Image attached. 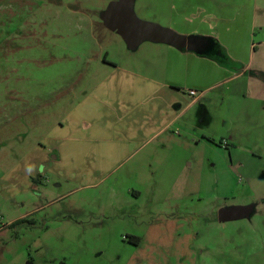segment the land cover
<instances>
[{
    "label": "rangeland",
    "instance_id": "obj_1",
    "mask_svg": "<svg viewBox=\"0 0 264 264\" xmlns=\"http://www.w3.org/2000/svg\"><path fill=\"white\" fill-rule=\"evenodd\" d=\"M110 2L0 0V264H264V0L232 25L215 0H194L186 21L178 0H134L140 21L177 33L214 12L205 23L230 45L233 79L185 113L189 133L174 130L162 154L146 148L99 178L51 139L103 59L136 54L102 27ZM250 204V219L219 222Z\"/></svg>",
    "mask_w": 264,
    "mask_h": 264
},
{
    "label": "crops",
    "instance_id": "obj_2",
    "mask_svg": "<svg viewBox=\"0 0 264 264\" xmlns=\"http://www.w3.org/2000/svg\"><path fill=\"white\" fill-rule=\"evenodd\" d=\"M178 3L180 18L185 21L191 18L187 10L198 5L194 0H178ZM219 3L232 13L231 17L225 18L228 12L224 11L221 24L232 25L233 14L248 12L249 0H222ZM214 11H217L216 7ZM197 13L201 14L200 11ZM203 13L201 19L195 18L197 22L192 30H183L188 26L181 19L178 21L181 29L177 30L185 34L183 36L214 38L216 28L205 22H212L209 18L217 16L212 11L203 10ZM102 27L114 33L104 23ZM119 39L117 46L123 49L122 53H136L135 56H126L125 64L103 59L99 83L71 109L57 127L56 131L60 129V132L51 139L58 158H64L69 165L93 166L89 173L99 178L102 174L109 176L113 166L134 158L146 148H150L151 160L158 152L163 153L169 147L174 130L179 136L182 132L189 133L182 120L185 113L207 93L233 79L230 66L212 57L151 41L130 49L122 37ZM216 40L217 45L225 46V49L221 48L229 59L233 58L230 45L227 47L221 39ZM189 90H196L199 95L192 97ZM43 156L48 161L47 154Z\"/></svg>",
    "mask_w": 264,
    "mask_h": 264
},
{
    "label": "water",
    "instance_id": "obj_3",
    "mask_svg": "<svg viewBox=\"0 0 264 264\" xmlns=\"http://www.w3.org/2000/svg\"><path fill=\"white\" fill-rule=\"evenodd\" d=\"M134 0H111L102 16L104 25L117 32L130 49H136L145 41L161 42L186 49L201 56L218 57L220 51L217 43L209 37L183 36L175 31L159 25L140 21L133 12ZM255 205H236L221 208L218 211L220 223L250 219Z\"/></svg>",
    "mask_w": 264,
    "mask_h": 264
},
{
    "label": "trees",
    "instance_id": "obj_4",
    "mask_svg": "<svg viewBox=\"0 0 264 264\" xmlns=\"http://www.w3.org/2000/svg\"><path fill=\"white\" fill-rule=\"evenodd\" d=\"M218 48L220 51V55L218 57H214L213 59H215L217 62L225 65L226 64L225 62L229 61V57L225 54V52L222 50V48L219 47V45H218ZM32 181L34 184L42 182L41 179H36V180L33 179ZM25 222H26V219H21V220L16 221L12 225L15 226V225H18L20 223H25ZM131 241H133L135 244H138L140 242V239L137 237H132Z\"/></svg>",
    "mask_w": 264,
    "mask_h": 264
},
{
    "label": "built area",
    "instance_id": "obj_5",
    "mask_svg": "<svg viewBox=\"0 0 264 264\" xmlns=\"http://www.w3.org/2000/svg\"><path fill=\"white\" fill-rule=\"evenodd\" d=\"M189 94L192 96V97H196L199 95V92L196 91V90H189Z\"/></svg>",
    "mask_w": 264,
    "mask_h": 264
},
{
    "label": "flooded vegetation",
    "instance_id": "obj_6",
    "mask_svg": "<svg viewBox=\"0 0 264 264\" xmlns=\"http://www.w3.org/2000/svg\"><path fill=\"white\" fill-rule=\"evenodd\" d=\"M217 215H218V213H217Z\"/></svg>",
    "mask_w": 264,
    "mask_h": 264
}]
</instances>
